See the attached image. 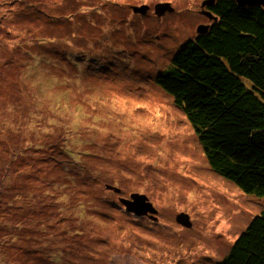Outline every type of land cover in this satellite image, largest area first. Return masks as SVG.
I'll return each mask as SVG.
<instances>
[{"label": "rangeland", "instance_id": "rangeland-1", "mask_svg": "<svg viewBox=\"0 0 264 264\" xmlns=\"http://www.w3.org/2000/svg\"><path fill=\"white\" fill-rule=\"evenodd\" d=\"M167 1L175 10L158 15ZM204 1L0 0V264H217L229 254L264 200L212 168L156 80L209 22ZM142 4L150 10H133ZM137 191L157 219L119 200Z\"/></svg>", "mask_w": 264, "mask_h": 264}, {"label": "trees", "instance_id": "trees-1", "mask_svg": "<svg viewBox=\"0 0 264 264\" xmlns=\"http://www.w3.org/2000/svg\"><path fill=\"white\" fill-rule=\"evenodd\" d=\"M209 8L217 19L208 32L186 39L156 80L187 116L212 168L264 200V6L216 0ZM217 264H264V208Z\"/></svg>", "mask_w": 264, "mask_h": 264}, {"label": "water", "instance_id": "water-1", "mask_svg": "<svg viewBox=\"0 0 264 264\" xmlns=\"http://www.w3.org/2000/svg\"><path fill=\"white\" fill-rule=\"evenodd\" d=\"M216 0H205L203 4H213ZM238 4L240 5H253V4H261L264 6V0H236ZM133 10L135 12H141L145 13L150 9V5L148 4H142V5H133ZM175 10V7L172 5L171 2H161L158 3L155 6V11L158 15L164 14L167 11L173 12ZM217 19V17H215ZM198 33L205 34L209 30L208 24H200L198 26ZM110 188H113L112 186H108ZM115 189L119 190V188ZM121 201L125 204L126 209L128 211L135 212L136 214H150L151 217L154 219H157V217H154V213L158 212V209L154 205V203L149 199L148 195L145 193L136 192L131 195V198H121ZM178 220H180L185 225L188 223L189 225L192 224L190 221V215L186 212H181L178 215ZM189 221V222H188Z\"/></svg>", "mask_w": 264, "mask_h": 264}, {"label": "flooded vegetation", "instance_id": "flooded-vegetation-1", "mask_svg": "<svg viewBox=\"0 0 264 264\" xmlns=\"http://www.w3.org/2000/svg\"><path fill=\"white\" fill-rule=\"evenodd\" d=\"M214 4V3H213ZM211 6V4H202V8L200 9V13L203 15V16H205V19L206 20H208L209 22H207V23H200V24H211V23H213L214 22V20H215V17H216V14L214 13V12H211V10H210V7ZM150 10V9H149ZM148 10V11H149ZM147 11V12H148ZM156 12V11H155ZM199 24V25H200ZM198 25V26H199ZM112 187H114V189L113 188H110V189H112V190H114V191H116V192H121V188L119 187V186H117V185H113ZM115 187L116 188H119V190H117V189H115ZM138 192V191H137ZM133 193H136V192H131L130 193V195L129 196H119V200L121 201V198H131V195L133 194ZM145 193V192H144ZM148 197H149V195H148ZM149 199H150V197H149ZM151 200V199H150ZM152 201V200H151ZM122 202V201H121ZM123 203V202H122ZM124 204V203H123ZM124 206H125V204H124ZM157 208V207H156ZM158 209V208H157ZM149 216L150 218H153V217H151L150 216V214H143V216ZM154 219V218H153ZM192 222V221H191ZM192 225V224H191Z\"/></svg>", "mask_w": 264, "mask_h": 264}, {"label": "bare ground", "instance_id": "bare-ground-1", "mask_svg": "<svg viewBox=\"0 0 264 264\" xmlns=\"http://www.w3.org/2000/svg\"><path fill=\"white\" fill-rule=\"evenodd\" d=\"M230 203H231V202H230ZM231 204H232V203H231ZM235 214H236V212L233 211V213H231L230 217H231V218L234 217ZM232 219H233V218H232ZM230 221H231V219L228 220L229 223H230Z\"/></svg>", "mask_w": 264, "mask_h": 264}]
</instances>
